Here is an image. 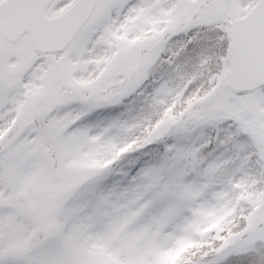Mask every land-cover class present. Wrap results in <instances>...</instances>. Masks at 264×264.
<instances>
[{
    "label": "snow or ice",
    "instance_id": "obj_1",
    "mask_svg": "<svg viewBox=\"0 0 264 264\" xmlns=\"http://www.w3.org/2000/svg\"><path fill=\"white\" fill-rule=\"evenodd\" d=\"M177 254L264 264V0H0V264Z\"/></svg>",
    "mask_w": 264,
    "mask_h": 264
},
{
    "label": "trees",
    "instance_id": "obj_2",
    "mask_svg": "<svg viewBox=\"0 0 264 264\" xmlns=\"http://www.w3.org/2000/svg\"><path fill=\"white\" fill-rule=\"evenodd\" d=\"M180 259V255L177 254L174 258V260L171 258V261H170V264H177V262L179 261Z\"/></svg>",
    "mask_w": 264,
    "mask_h": 264
},
{
    "label": "rangeland",
    "instance_id": "obj_3",
    "mask_svg": "<svg viewBox=\"0 0 264 264\" xmlns=\"http://www.w3.org/2000/svg\"><path fill=\"white\" fill-rule=\"evenodd\" d=\"M98 162L96 161H93L92 165L91 166H97Z\"/></svg>",
    "mask_w": 264,
    "mask_h": 264
}]
</instances>
